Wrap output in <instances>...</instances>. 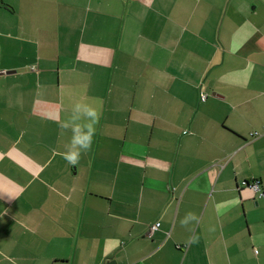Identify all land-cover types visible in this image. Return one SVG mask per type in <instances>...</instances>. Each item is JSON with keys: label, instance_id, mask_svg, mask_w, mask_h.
<instances>
[{"label": "crops", "instance_id": "obj_1", "mask_svg": "<svg viewBox=\"0 0 264 264\" xmlns=\"http://www.w3.org/2000/svg\"><path fill=\"white\" fill-rule=\"evenodd\" d=\"M85 97L103 114L70 165ZM252 178L264 0H0V264H264Z\"/></svg>", "mask_w": 264, "mask_h": 264}, {"label": "clouds", "instance_id": "obj_2", "mask_svg": "<svg viewBox=\"0 0 264 264\" xmlns=\"http://www.w3.org/2000/svg\"><path fill=\"white\" fill-rule=\"evenodd\" d=\"M103 114V101L100 97H85L75 100L70 107V111L59 119L58 127L61 132L70 133L67 143L64 145L62 153L70 165H76L83 154H86L94 141L97 125ZM217 214L222 209L216 206ZM195 213L188 212L180 221L182 226H187L197 222ZM214 231V228H210ZM192 242H195L193 240Z\"/></svg>", "mask_w": 264, "mask_h": 264}, {"label": "built area", "instance_id": "obj_3", "mask_svg": "<svg viewBox=\"0 0 264 264\" xmlns=\"http://www.w3.org/2000/svg\"><path fill=\"white\" fill-rule=\"evenodd\" d=\"M202 96H203V99H206L205 94H203ZM242 185L245 187L251 188L253 191L258 193L260 197L264 198V190L262 188V181L260 179H257V178L244 179L242 181ZM160 224H161L160 222H156L150 225L147 235L153 234V232L160 227Z\"/></svg>", "mask_w": 264, "mask_h": 264}]
</instances>
